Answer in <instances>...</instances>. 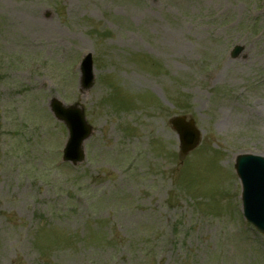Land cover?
<instances>
[{
	"label": "rangeland",
	"instance_id": "rangeland-1",
	"mask_svg": "<svg viewBox=\"0 0 264 264\" xmlns=\"http://www.w3.org/2000/svg\"><path fill=\"white\" fill-rule=\"evenodd\" d=\"M52 100L94 129L78 166ZM241 153L264 156V0H0V264H264Z\"/></svg>",
	"mask_w": 264,
	"mask_h": 264
},
{
	"label": "water",
	"instance_id": "water-1",
	"mask_svg": "<svg viewBox=\"0 0 264 264\" xmlns=\"http://www.w3.org/2000/svg\"><path fill=\"white\" fill-rule=\"evenodd\" d=\"M235 49L232 58L241 52ZM81 87L83 90L92 85V74L89 57L84 59L81 66ZM51 110L55 117L63 121L68 129L69 138L64 149V160L77 164L84 159L82 142L90 135L91 128L87 125L83 111L77 106L63 108L60 103L53 101ZM178 132L183 154L193 149L198 141L197 131L193 122H185L182 117L171 121ZM235 171L242 185V204L244 216L257 230L264 233V157L249 154L239 155L235 159Z\"/></svg>",
	"mask_w": 264,
	"mask_h": 264
}]
</instances>
